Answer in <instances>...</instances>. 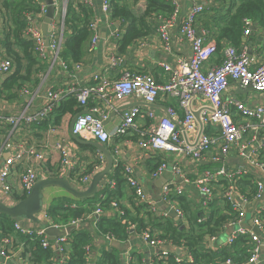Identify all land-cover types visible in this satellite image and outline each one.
Returning <instances> with one entry per match:
<instances>
[{
	"label": "built area",
	"instance_id": "obj_1",
	"mask_svg": "<svg viewBox=\"0 0 264 264\" xmlns=\"http://www.w3.org/2000/svg\"><path fill=\"white\" fill-rule=\"evenodd\" d=\"M40 4V12L37 15L27 13V27L25 35L28 39L34 41L35 52L37 56L51 66L60 61L64 70V75L73 77L71 85L68 87H50L43 95V106L36 112L29 113L28 106L18 114L0 113V124L9 125L10 133L24 124L34 123L39 119L45 120L49 113L54 110L69 95L77 97L83 112L77 116L73 123V134L77 136H90L94 141L102 144L108 143L113 136L122 135L129 131L138 134V143L140 147L149 153L159 150L177 153L190 159L193 163L199 164L205 155H209L213 161L221 162L215 170H204L194 179L188 177L178 164L169 165L167 161H162L152 172L151 177H157L168 169L179 174L181 179L187 184H193L199 190L201 201L204 207L216 197H222L230 202L234 208L239 209V219L229 226L236 228L227 238L228 245H232L238 237L248 236L253 243L252 255L247 263L264 264V254L261 256L262 239L252 230L242 226L244 219V207L249 200V194L239 188V180L242 176L253 172L256 184L255 193L252 198L261 200L264 198V180H258V177H264V156L258 152L249 151V142L244 141L243 137L250 132H257L264 129V108L261 106L251 107L244 101L225 95L230 82L233 80L242 88H251L255 91L264 92V58L258 59L255 55L248 53L246 48L238 50L235 46L227 45L224 48L223 61L216 66H210L205 69V63L211 59L216 49V43L212 41L205 43L206 29L197 30L196 21L199 15L204 11L201 0H191L190 7L186 17L179 25V29L184 37L191 41L193 55L190 59L179 58L175 65L161 62L160 66L168 75V80L159 82L157 78L150 73L133 72L123 67L125 57L116 53V48L111 44V40L117 41L121 38L119 29H113L106 47L107 65L104 72L94 75V84L81 86L76 81V70L81 68V62H69L61 56L62 46L65 37V19L69 0H54V16L52 24L53 34L47 43L38 26V19L46 16L48 5L45 0H33ZM173 6V14L178 15L180 6L178 0H165ZM89 8L95 7V0H82ZM112 0H102L101 11L108 15L111 14ZM245 26V34L249 33V24ZM176 26L171 18L163 19L158 32L164 42L166 49H170V30ZM90 37V50H93L100 38V32L97 20L91 18L88 25ZM13 60L6 55L3 34L0 32V74H10L13 70ZM119 70V76L112 78L108 74L110 71ZM25 93H29L28 90ZM131 94L142 97L146 102L154 104L163 96L168 95L175 98L178 102V108L170 106L161 117L156 116L154 111L147 110L145 113L139 106H134L126 110L114 132L108 131L105 127V120L109 116L108 108L115 109L116 105L127 103ZM91 97H96L103 104L89 106ZM32 100H30V103ZM179 110L182 112L180 115ZM81 111V112H82ZM200 113L198 120L196 113ZM145 114L150 119L148 125L141 127L139 117ZM241 115L245 121L236 120V115ZM252 121H255L253 123ZM213 128V130H212ZM187 133H196L195 141L187 143L184 138ZM48 146V145H46ZM54 147L61 154V165L64 167H73V153L63 141L56 142ZM235 148L238 155L246 160L248 167L240 166L230 169L227 166V157L232 148ZM264 149V145H263ZM8 152L7 157L0 165V200L6 203H15L19 195L27 194L33 188L39 179L35 168V163L45 160L44 151H40L36 145L27 144L25 141L12 142L7 139L0 143V155ZM264 153V152H263ZM25 162V168L16 177L18 163ZM105 163L104 156L100 155V162L95 170L100 169ZM116 165V162H115ZM127 183L134 189L136 198L147 204L155 212L156 202L148 199L144 193L143 185L133 176L130 166L124 167ZM93 174L91 172L81 177L85 184L91 182ZM220 180L226 182L225 186L216 191L214 184ZM112 187L116 181L110 180ZM171 184L164 185V199L170 200ZM173 202V201H172ZM116 207V203H113ZM181 219L184 213L181 208L174 207ZM259 209L257 213L261 212ZM104 213L101 207L89 214L87 218L96 219ZM44 225L38 228L30 225H24L19 219H13V232L23 236L40 239L42 246L48 248L53 246L59 258L55 264H65L66 247L69 241V234L60 236L51 240L45 232L48 226L69 227V225H60L56 223L48 213L47 207L38 214ZM83 220H74L72 225H78ZM255 226L262 230V223L255 217ZM71 226V225H70ZM146 241L152 245H159L162 241L152 238L150 230L142 232ZM14 234L6 235L0 232V264H11L17 257L23 246H15ZM111 239L110 237H106ZM91 247H86V253L89 255ZM161 257H167L168 251L162 250ZM61 255V256H60ZM262 257V258H261ZM178 262L183 260L178 259ZM189 261H192L190 258ZM21 264H30L22 262ZM19 263V264H20ZM91 264H95L92 262ZM227 264H233L228 260Z\"/></svg>",
	"mask_w": 264,
	"mask_h": 264
},
{
	"label": "crops",
	"instance_id": "obj_2",
	"mask_svg": "<svg viewBox=\"0 0 264 264\" xmlns=\"http://www.w3.org/2000/svg\"><path fill=\"white\" fill-rule=\"evenodd\" d=\"M178 2L180 6L178 15H174L173 12H164L159 11L156 8H152L154 10L151 12V15L147 17L148 26L151 28V31L147 35L137 38L134 42L127 45V47L123 50L119 47V40L124 34L125 22L126 25L129 22H127L123 18H114L112 13L109 14V16L104 14L101 11V8L98 7L99 4H101L102 6V0L101 3L99 2V0H95V7L93 8L92 18L93 20H97L100 38L93 50L89 49L90 38L84 45V57L81 61V68L74 71L77 75L76 81L78 82V84L81 86L92 85L94 84L93 82H95V80L93 79L94 75L100 72H104L107 65V40L109 39L113 29H119L121 32V38L117 41L111 40V44L117 47V54L119 53L124 55L125 61L123 67L133 72L150 73L154 75L159 82L167 81L168 75L160 66L161 62L175 65L177 59H190L193 55L191 41L184 37L179 29V25L186 17L190 7L192 6V1L178 0ZM125 3L128 4L131 9H133V12L135 14L143 13L148 6L146 0H125ZM201 3L204 7V10H208L209 14L201 17L200 19L198 17L196 21L197 30L200 31L201 29H206L208 34L206 35L205 43L209 44L214 41L217 46L216 37L219 34L218 29L211 20L208 23H205L204 21L208 20L210 16L215 14L214 9L216 8V6L222 5L224 3L220 2L219 0H217L216 3L214 2V0H201ZM171 17H173L176 26L170 30V49H166V47L164 46V42L158 32V28L160 25H162L163 19ZM44 18L45 16L38 19L39 27L43 23ZM250 22L251 23L249 24L248 28L249 33L245 34L242 38V48H246L248 53L255 55L258 59H263L264 25H261L260 23L254 21ZM66 30L67 29L65 28V31ZM64 35L66 36V33ZM227 45L228 44L224 45L221 50L214 51L211 59L206 61V63L204 64L205 69L210 66H216L222 63L224 48ZM63 58L65 57L63 56ZM44 63H46V67L42 69L40 73L36 74V80H38L37 83H30V85L25 88H13V90L9 92V94H16V97H14L13 99L8 100L7 98H3V96H0V113L7 115L18 114L21 113L23 109L28 106V104H30L28 106V112H36L42 108L43 95L48 88L57 86L68 87L69 85H71L73 77L64 75V70L61 66L60 61L55 62L53 66H51V64L49 65L47 62ZM106 74H108L112 78H115L119 76L120 71H110ZM9 75L10 74H0V88L3 84L4 79ZM26 90H28L29 93H25ZM225 95L240 99L244 101V103L248 106H261L264 108V92L255 91L249 88H242L233 80L230 82ZM30 100H32L31 103ZM89 103L90 105L103 104L105 106V103L96 97H91ZM134 106H139L143 113H145L147 110H152L158 118L165 114L168 107L173 106L178 108V102L171 96L163 95L157 100L156 103L150 104L146 102L142 97L136 94H131V96L128 98L127 103L123 105L117 104L116 108L112 110L108 108L109 116L105 120V127L108 129V131L114 132L115 128L121 120L122 114L126 110L131 109ZM179 113L180 115L182 114L180 110ZM72 116L73 115L71 114H66L60 124H58L54 119L46 126H41L40 124L43 122V120L39 119L34 123L22 125L12 134L10 133V127L8 128V130H6L5 133L3 131L5 129L3 126L7 125L0 124V143L7 139H10L15 143L19 141H25L27 144L36 145L40 151H44L45 153V160L41 163H35V168L39 175V179L46 177L64 176L78 188L84 189L88 187L90 183H83L81 181V177L89 172H91L94 176L105 166L106 158L103 153L98 150V148L89 143H86L89 141H94L90 136H79L77 139L73 137V133L71 131ZM196 116L198 120H200L199 112L196 113ZM235 118L240 122L245 121V119H243L239 114L236 115ZM149 122L150 119H148L145 114H142V116L139 117V124L141 125V127L148 125ZM252 122L255 123V121ZM24 126H26V128H24ZM135 135H137L136 132L129 131L122 135L113 136L110 141L108 143H105L104 145L111 151L113 155L114 166H116L117 164H121L123 167L130 166L133 176L143 185L146 197L156 202L157 209L154 213H157L161 216H171L172 208H181L179 202L174 199L173 194H179L181 196L184 195V197L187 199V202L191 205L192 211H194V209L198 210V207L200 208V210H204V205L201 201V195L196 186L195 188H192L193 184H188V187L182 186L180 183V175L175 173L171 169L166 170L157 177H151V172L162 161H167L169 165L175 163L178 164L181 170L185 172L188 177L194 179L204 170L217 169L220 166L221 162L213 161L209 155H205L203 159H201L199 164H195L187 157H184L177 153L167 152L165 150H159L149 153L148 151L140 147L138 139L135 138ZM196 136V133H187L184 140L187 143H192L193 141H195ZM243 140L249 142L250 152L256 154H258L259 152L264 156V129L257 132H250L243 137ZM59 141H63L64 144H66L71 149L73 153V167H64L61 165V154L54 147L55 143ZM101 154L104 156L105 163L100 169L95 170L96 166L100 162ZM7 155L8 152L0 155V165L3 163ZM226 163L228 168L235 169L237 167L244 166L242 164L246 163V160L243 157L239 156L238 152L233 147L228 154ZM25 165V162L18 163L16 169L17 178H19L20 172L24 170ZM112 171L113 168L105 177L103 186L105 187L108 184L107 186H109L111 189L116 190V184L113 188L110 184V180L112 179ZM258 180H264V177H258ZM166 183L171 184L170 200L164 199V185ZM221 186V180L214 184L216 191H218ZM120 187L122 191L121 201L123 204L129 206L130 200L128 199V197L130 195H133V188L128 183L127 185L126 183H124ZM56 197L74 198L62 187H48L44 190L45 206L47 207ZM242 208L244 210V219L242 221V226L247 229H253L257 211L264 208V198L261 200H255L252 198ZM181 209L183 210V208ZM114 213L115 210L114 208H112V210L109 211V214L113 215ZM23 223L24 225H30L36 228L40 226L27 220L23 221ZM75 227H82L92 233H95L97 229L91 217L86 218L78 225H75ZM234 230L235 229L233 228V225L226 226L223 232H221L218 236H214L208 240V245L213 247L214 250L221 249L225 246L227 247V238L232 234ZM150 235L152 238L157 239L156 236L152 235V232H150ZM261 239L263 241L264 237ZM105 240L106 239L102 237H98L94 241L89 255L94 257L95 260H99L103 250L115 251L116 254L120 257V255L122 254L120 247L123 246H125L124 254L126 257V264H132V252L137 255V264H156L158 262V259L160 258V252L162 250H167L168 254H173L174 256H176V258L183 261L187 259L190 260V258H192L185 246L177 245L162 239H157L159 241H162L161 244L152 245L150 244V242L145 240L142 232L138 233L133 228L130 229V236L125 241L111 238L109 240H114L116 242L115 245H111ZM263 254L264 247L262 246L261 256H263ZM12 263L19 264L20 262L14 260L11 262V264ZM133 263L135 264V261H133ZM222 264H227V262ZM244 264L251 263L246 262Z\"/></svg>",
	"mask_w": 264,
	"mask_h": 264
},
{
	"label": "trees",
	"instance_id": "obj_3",
	"mask_svg": "<svg viewBox=\"0 0 264 264\" xmlns=\"http://www.w3.org/2000/svg\"><path fill=\"white\" fill-rule=\"evenodd\" d=\"M224 4L216 6L215 14L210 20L218 29L216 37L217 46L215 50H221L224 45L235 46L238 50L243 48V36L247 21L258 22L264 25V0H219ZM147 9L141 14H135L133 9L125 3V0H112L111 13L116 19H124L129 22L126 25L122 38L119 40L120 48L125 49L127 45L134 42L140 36L147 35L151 28L148 26L147 17L156 8L159 11L173 12V6L165 0H146ZM216 3L217 0H214ZM40 12V4L33 0H0V29L3 34V42L6 55L13 60V70L4 79L0 88V96L8 100L16 97V94H9L13 88H25L30 83H37L36 74L46 67L34 47V41L25 35L27 27V13L37 15ZM208 10H204L199 19L206 16ZM93 15V9L87 7L82 0H69L67 16L65 19L66 38L64 40L61 55L69 62H81L84 57V45L91 37L88 27ZM208 26V25H206ZM62 56V57H63ZM89 106L90 103H89ZM83 108L76 96L69 95L57 107L54 108L40 124L46 126L54 119L58 124L66 114L75 115ZM2 127V126H1ZM6 130L10 126H3ZM26 128V126H24ZM138 139V134L135 135ZM112 180L116 181L117 189L105 186L99 193L85 198H64L56 197L48 206L47 211L53 220L60 225H71L72 221L85 220L97 207H101L104 213L96 220V231L92 233L82 227H75L69 234L67 243L65 264H122L121 258L115 251L103 250L99 260L86 253V247L94 244L98 237H106L125 241L130 236V229L138 233L150 230L157 239L169 241L186 247L192 257V261L184 260L178 262L176 256L168 254L161 257L156 264H222L229 259L233 264H244L252 255L253 243L248 236L242 235L232 245H227L218 250L208 245V240L218 236L226 226L239 219V209L222 197L213 199L204 210L198 207L192 211L191 205L184 195L173 194L175 200L183 208L184 218L176 222L171 216H161L154 213L150 207L136 198L134 189L133 195L129 196V206L121 201V185L126 183L124 167L121 164L113 166ZM255 175L250 172L239 180V188L245 193H255ZM222 181V186L226 182ZM113 188V187H112ZM26 194L19 195L15 201L23 199ZM116 203V207L113 203ZM114 208L115 213L109 214ZM197 210V211H196ZM257 219L262 223L264 231V208L256 214ZM13 218L0 214V232L2 234H14L15 246H23L20 257L15 260L28 262L30 264H55L59 254L53 246L44 248L40 239L23 236L13 232ZM61 256V255H60ZM132 264H137V255L131 253Z\"/></svg>",
	"mask_w": 264,
	"mask_h": 264
},
{
	"label": "water",
	"instance_id": "obj_4",
	"mask_svg": "<svg viewBox=\"0 0 264 264\" xmlns=\"http://www.w3.org/2000/svg\"><path fill=\"white\" fill-rule=\"evenodd\" d=\"M46 4L48 5V11L44 18L43 23L40 25L43 35L46 37L47 43H49V38L53 34L54 27L52 24V19L54 16V0H45ZM101 3V0H99ZM98 7L101 8V4L98 5ZM251 89V88H249ZM83 112H79L72 116L71 120V131L73 133V123L76 120L77 116L80 115ZM73 137L76 139L79 137L77 135L73 134ZM86 142V141H85ZM94 147L98 148L100 152L103 153V155L106 158V164L105 166L98 171L92 178V181L90 182L89 186L81 189L75 186L73 183L70 182V180L66 177H46V178H40L35 183L33 188L30 190L29 193L26 194V196L16 201L15 203L9 204L4 201L0 200V214L7 215L13 219H19L20 221H31L38 225H44V223L40 220L38 217V214L43 211L45 208L44 203V190L48 187L52 186H59L62 187L65 191H67L72 197L74 198H85V197H91L95 194H97L99 191L103 190V181L107 174L112 170L114 166V158L111 153V151L102 143L98 141H89L86 142ZM245 167H248L246 163L242 164ZM179 179V178H177ZM180 183L182 186L188 187V184L185 183L180 178ZM192 188H195L193 185ZM171 216L177 221L181 222V218L177 215L174 208L171 209ZM254 225V224H253ZM239 225L233 227L234 229L238 228ZM74 229V225L63 228V227H56V226H48L45 228L46 234H48L49 238L51 240H54L60 236L70 234L72 230ZM260 238L264 237L263 231L254 225L252 229ZM107 243H110L111 245H115L116 242L114 240H105ZM263 247H264V240H263ZM120 250L122 251V254L120 255L122 264H126V257L124 254L125 246L120 247ZM13 264V263H12Z\"/></svg>",
	"mask_w": 264,
	"mask_h": 264
},
{
	"label": "rangeland",
	"instance_id": "obj_5",
	"mask_svg": "<svg viewBox=\"0 0 264 264\" xmlns=\"http://www.w3.org/2000/svg\"><path fill=\"white\" fill-rule=\"evenodd\" d=\"M28 124H31V123H28ZM35 224V223H34Z\"/></svg>",
	"mask_w": 264,
	"mask_h": 264
}]
</instances>
